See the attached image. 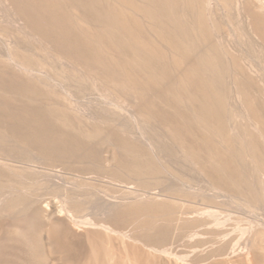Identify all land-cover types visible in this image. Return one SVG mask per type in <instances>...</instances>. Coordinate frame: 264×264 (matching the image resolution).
<instances>
[{
	"label": "rangeland",
	"instance_id": "1",
	"mask_svg": "<svg viewBox=\"0 0 264 264\" xmlns=\"http://www.w3.org/2000/svg\"><path fill=\"white\" fill-rule=\"evenodd\" d=\"M146 259L264 264V0H0V264Z\"/></svg>",
	"mask_w": 264,
	"mask_h": 264
},
{
	"label": "bare ground",
	"instance_id": "2",
	"mask_svg": "<svg viewBox=\"0 0 264 264\" xmlns=\"http://www.w3.org/2000/svg\"><path fill=\"white\" fill-rule=\"evenodd\" d=\"M138 254V253H137ZM143 254V253H142ZM141 256H143V255H141ZM139 256H137V258H138ZM144 257H142V259H143ZM141 259V257L139 258V260ZM147 259H148V257H147ZM147 259L146 260H144V264H145V261H147ZM138 260V259H137ZM149 260V259H148ZM141 262V261H140ZM149 262V261H148ZM147 263V262H146Z\"/></svg>",
	"mask_w": 264,
	"mask_h": 264
}]
</instances>
